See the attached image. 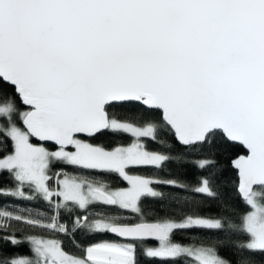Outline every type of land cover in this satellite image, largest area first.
Returning <instances> with one entry per match:
<instances>
[{"label": "snow or ice", "instance_id": "1", "mask_svg": "<svg viewBox=\"0 0 264 264\" xmlns=\"http://www.w3.org/2000/svg\"><path fill=\"white\" fill-rule=\"evenodd\" d=\"M0 264H264V0H0Z\"/></svg>", "mask_w": 264, "mask_h": 264}]
</instances>
